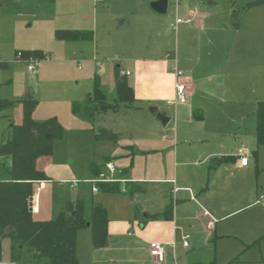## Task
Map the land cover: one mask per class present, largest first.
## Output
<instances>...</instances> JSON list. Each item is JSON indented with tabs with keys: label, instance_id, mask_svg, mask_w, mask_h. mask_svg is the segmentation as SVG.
<instances>
[{
	"label": "rangeland",
	"instance_id": "obj_1",
	"mask_svg": "<svg viewBox=\"0 0 264 264\" xmlns=\"http://www.w3.org/2000/svg\"><path fill=\"white\" fill-rule=\"evenodd\" d=\"M153 1L0 0V63H6L0 66V99H17L29 89L44 109L63 111L65 96L75 94L78 97L73 101L82 102L92 91L96 74L103 92L111 100L115 95L112 75L116 66L129 70L128 80L135 75L140 77L141 72L146 75L162 64L161 60H166L167 70L173 76L177 59L194 67L192 74L202 91L200 94H208L199 99L205 106L201 108L203 118L190 116V124L195 125L194 136H204L205 142L211 141L210 145L221 142L231 152L240 147L248 149L249 165L243 169L228 168L230 164L221 162L217 174L209 175L208 180L203 178L209 190L206 202L216 206L217 214L221 216L215 222L218 235L212 233L208 241L205 240L202 233L205 222L198 221L193 223L192 231L199 242L193 243L188 223L180 224L177 238L180 234H189L186 240L189 247H182L183 236L178 238L176 264H210L213 261L221 264L229 258H237L241 264H264V207L255 203V199L264 193V146L254 153L256 103L264 100V5L248 7L245 0H167V12L159 14L150 7ZM188 8L205 12L208 17L204 20L203 31L190 28L193 41H189V48L185 50L179 31L182 24L173 28L171 23ZM188 25L193 26L192 23ZM57 29L90 32L91 38L62 40L55 35ZM177 34L179 52L175 51ZM20 50L44 53V58L33 61L34 73L27 69L28 61L18 58L16 52ZM133 56L137 58L133 60ZM205 63L217 64L211 81L205 78L211 65L207 68ZM179 73V79L185 77L184 73ZM147 76L152 78V75ZM165 100L159 104L171 119L166 126L158 123L169 133L175 114L185 115L182 110L175 113V106L166 104ZM19 105L0 113V142L8 137V124L16 122ZM69 111L68 114L71 105ZM145 111L148 118L140 114L115 115L108 111L98 115L95 124L121 131L123 140L131 131L125 123L141 126L157 121L149 116V107L145 106ZM181 117L179 123L182 125ZM183 128V132L190 134L186 126ZM214 133L215 140L208 136ZM75 137H69L61 151L72 162L79 163V159L84 158L83 152H91V149L90 144ZM58 140L57 137L52 139L53 148ZM5 168L7 166L0 165V179L7 180ZM61 185V192L55 193V214L60 206L58 198L69 200L78 191ZM87 194L84 193L88 208L86 216L90 220L91 194ZM139 200L155 209L159 207L158 199L148 194ZM148 225L150 222L143 228L138 223L131 225V237L122 242L113 239L110 248L94 254L91 229L86 225L77 232L78 264H112L110 260L113 256L118 258L120 253L129 258L130 252L122 248H127L132 241L149 243L154 231H149ZM159 243L164 245L163 241ZM9 248L10 241L4 239L0 264H47L45 258L32 257L33 252L26 247L17 249L15 257H11ZM121 264L136 263L127 260Z\"/></svg>",
	"mask_w": 264,
	"mask_h": 264
},
{
	"label": "crops",
	"instance_id": "obj_2",
	"mask_svg": "<svg viewBox=\"0 0 264 264\" xmlns=\"http://www.w3.org/2000/svg\"><path fill=\"white\" fill-rule=\"evenodd\" d=\"M186 12L184 11L183 15ZM197 14L198 16L195 21L179 23L182 25L187 24L186 26L179 25L181 37L185 42V45L183 44L185 50L189 48V41H193V36L189 33L190 28L193 30H204L203 24L208 14L205 12H197ZM189 23H192L193 26H189ZM176 36L175 51L179 52L177 43L178 34ZM192 44L193 46L195 45L194 42ZM196 45L198 46L199 43ZM166 57L168 58L169 54ZM134 58L137 57L133 56V60H135ZM161 62L162 64L157 65L154 70L147 73L150 77L152 75L151 79L147 74L145 75L141 72L140 77L135 75L131 80H128L127 76L131 74L129 70L117 66L120 74L125 76L128 84L133 88L138 108L120 109L114 112V114H135V116H139L140 114L148 118L144 113L146 112L145 106L149 108L156 107L158 112L163 113L167 117L165 124H163V126H166L169 124L171 118L162 110V106L159 103L166 98L165 102L169 104L167 101L173 100L176 96L175 84L180 81L185 82V102L171 104L175 106V113L182 110L185 116L181 117L175 114L174 123L170 125L172 131L169 133L161 128L160 123H158L161 122L160 119L148 111L149 116L155 118L157 121H151L141 126H131L130 123H125L131 131L129 137L122 140L123 134L121 131L112 127L96 125L95 120L89 121L80 114H73L72 112L68 114L72 101L78 97L75 94L65 96L63 111L44 109L43 105L39 102L32 113V117L35 120L55 116L64 129L57 146L53 148L52 154L49 156L45 155L46 158L45 156H40L36 159V168L44 172L48 179L36 180L32 183L33 219L48 220L61 211L67 201L81 200L84 207V218L89 221L86 216L88 208L85 202L87 198L84 196V193H88L87 195L90 193L91 202L88 206L90 213L91 206L94 203H99L106 207L108 213V243L105 247L98 249L94 248L91 243L93 254L99 252V250L110 248L113 239L122 242L131 237L132 233L129 231L131 225L135 226L138 223L140 228L145 227L148 222L152 225H148L151 227L149 231H154L153 235L150 236L151 238H149V243H142L140 240L132 241L127 248H122L130 252L129 258L120 253L118 258H114L113 256L110 260L112 264H121L127 260L136 264H170L172 262L176 264L175 251L179 244L178 238L181 239V236H183L180 234L177 238L176 235L180 224L186 225L188 223L193 243L199 242L195 232L192 231L193 223L198 221L205 222L202 228L205 240L208 241L212 233L218 235L216 234L217 228L215 222L221 216H218L216 206L206 202L209 199V190L207 184L205 185L206 180H208L209 175L214 176L219 172L220 166L218 165L221 162L230 164L228 168L232 166L243 169L249 165V160L244 166L238 163L236 153L241 147L237 148L236 152H231L230 150H226V147L221 142L218 145L216 143L210 145L211 141L205 142L204 136H194L193 128L195 125L190 124V116L196 119L203 118L202 109L205 106L200 104L199 99L206 98L208 94L205 96L200 94L202 91L199 89L196 79H194L192 74L194 67L177 59L175 60L173 76L167 70L166 60H161ZM205 64L207 68H209L208 65H211L210 72L205 75L206 80L211 81L212 76L216 73L217 64ZM179 71L184 73L185 77L179 79ZM126 72L128 73L126 74ZM180 117L184 120L182 121V125L179 123ZM21 121L22 110L21 105H19L17 120L14 123L20 124ZM183 126L187 127L186 130L190 134L182 131L184 129ZM99 127H104L114 132L117 135L116 139H96L95 134ZM71 136L83 139V141H86V145L90 144L88 147L91 149V152L89 150L84 151V158L79 159V163L76 161L72 162L69 157L65 156L64 151H61L63 143ZM208 136L213 140L216 139L215 133L208 134ZM245 151L247 152L248 149ZM225 157H232L233 160L221 161ZM106 162H112L118 169V172L114 173L113 177L115 181H120L122 184V191L119 193L101 192L98 189L97 183H93L92 181L98 176L99 172L105 170ZM76 163L77 165H75ZM3 166H9L8 159H5ZM204 177L207 178L205 183L203 182ZM74 180H78L76 185H72V181ZM61 184H66L72 190L78 191H75L74 198H70L69 200L58 198L60 206L58 207L59 211L55 214V193L56 191L57 194L61 192ZM94 184L96 186L95 190L93 189ZM147 194L150 197L158 199V208L155 209L153 205H146L139 200L141 196ZM258 198L255 199L256 204H260L256 202ZM169 202L173 203V209L171 218L167 219L162 217V213ZM111 211L113 214H111ZM209 220L212 222L210 226L207 224ZM154 224L156 225L155 227ZM3 240L0 241V244ZM161 241L164 242L162 246L165 256L163 261H157L150 254L149 245L151 242ZM182 247L188 248L189 244L186 247L182 245ZM9 249H11V242ZM21 249L19 248V250ZM32 254V257H35L34 253ZM236 259L229 258V260L221 264H241ZM210 264H215V262L213 261Z\"/></svg>",
	"mask_w": 264,
	"mask_h": 264
},
{
	"label": "trees",
	"instance_id": "obj_3",
	"mask_svg": "<svg viewBox=\"0 0 264 264\" xmlns=\"http://www.w3.org/2000/svg\"><path fill=\"white\" fill-rule=\"evenodd\" d=\"M264 5V0L246 1V6ZM57 38L62 40L90 39L91 33L79 30L57 29ZM18 52V51H17ZM16 52V53H17ZM23 57L44 58L40 50H20ZM6 63H0L5 66ZM115 97L108 99L103 92L98 74L95 75L92 91L82 102L73 101L71 112L80 114L89 121L108 111L117 112L125 108H138L133 88L116 66L113 70ZM15 104L21 105L22 121L20 124L10 122L8 137L0 142V164L9 160L6 169L7 180H0V241L7 238L11 242V257L16 250L26 247L30 249L37 260L45 258L47 264H78L76 258V238L78 230L86 227L84 207L81 200L67 201L64 208L53 218L35 220L32 217V183L36 180H46L48 177L36 168V159L53 152L52 139L60 138L63 127L55 116L38 121L32 113L38 104L31 90L27 89L14 100L0 99V113L12 109ZM50 135V138H47ZM255 142L257 152L264 146V100L258 101L255 110ZM117 135L109 129L99 127L96 139L115 140ZM221 161L233 160L232 157ZM220 161V162H221ZM98 189L104 193H119L122 191L120 181H101ZM173 203L169 202L162 217L170 219ZM157 217V216H155ZM108 213L104 206L94 203L91 206L89 227L91 243L94 248H103L108 243L107 233ZM1 259V244H0Z\"/></svg>",
	"mask_w": 264,
	"mask_h": 264
},
{
	"label": "built area",
	"instance_id": "obj_4",
	"mask_svg": "<svg viewBox=\"0 0 264 264\" xmlns=\"http://www.w3.org/2000/svg\"><path fill=\"white\" fill-rule=\"evenodd\" d=\"M198 14L195 10L193 9H188L186 14L178 17L176 16L174 23H171V26L174 28L175 25L179 24V23H184V22H192L195 21V19L197 18ZM17 56L19 59L22 60H26L28 61V65H27V69L31 72L34 73L35 71V67H34V60H36V58L30 56V57H23L21 52H17ZM128 72H126L127 74ZM178 74V73H177ZM179 75V74H178ZM175 91H176V96L173 100H168L167 103L169 104H177V103H184L185 99H186V83L185 82H177L175 84ZM236 155L238 156V163L241 166H244L247 164L248 162V156H247V152L244 149H238ZM118 172L117 167L112 163V162H106L105 163V170L101 171L98 173V176L93 179V183H98L101 181H106V182H111V181H115L113 174ZM77 181L74 180L72 181V185H76ZM93 189H96V186L94 184ZM257 203H260L262 206H264V193H262L259 198L256 201ZM208 226H210L212 224V222L209 220L207 222ZM189 235L185 234L183 236V242L182 245L183 246H187V239H188ZM150 248V254L156 258L157 261H163L164 260V256H165V251L163 246L159 243V242H151L149 245Z\"/></svg>",
	"mask_w": 264,
	"mask_h": 264
},
{
	"label": "water",
	"instance_id": "obj_5",
	"mask_svg": "<svg viewBox=\"0 0 264 264\" xmlns=\"http://www.w3.org/2000/svg\"><path fill=\"white\" fill-rule=\"evenodd\" d=\"M247 1V0H245ZM167 5H168V2L167 0H155L153 2L150 3V7L157 13L159 14H164L167 12ZM149 111L152 115H156L160 121L162 122V124H165L166 120H167V117L161 113V112H158L156 107H150L149 108ZM47 138H50V135H47ZM87 225H89V223L87 222Z\"/></svg>",
	"mask_w": 264,
	"mask_h": 264
}]
</instances>
